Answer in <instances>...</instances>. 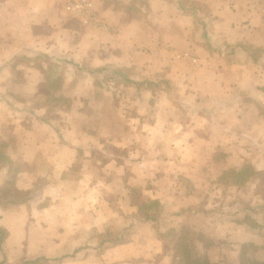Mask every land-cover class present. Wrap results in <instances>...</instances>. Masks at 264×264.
Segmentation results:
<instances>
[{
	"label": "crops",
	"instance_id": "obj_1",
	"mask_svg": "<svg viewBox=\"0 0 264 264\" xmlns=\"http://www.w3.org/2000/svg\"><path fill=\"white\" fill-rule=\"evenodd\" d=\"M90 1L117 33L0 0V264H176L182 226L212 264L264 261V201L219 179L264 169V0Z\"/></svg>",
	"mask_w": 264,
	"mask_h": 264
},
{
	"label": "trees",
	"instance_id": "obj_2",
	"mask_svg": "<svg viewBox=\"0 0 264 264\" xmlns=\"http://www.w3.org/2000/svg\"><path fill=\"white\" fill-rule=\"evenodd\" d=\"M133 84L136 82L131 81ZM144 83V82H143ZM147 85H154L153 82L145 81ZM48 89L52 95L59 87L58 80H51L46 82ZM254 168L250 164H243L239 168L231 167L223 171L219 178L223 184L231 186L245 185L249 179L254 175ZM160 204L157 200H148L137 208V215L141 219L155 221L159 215ZM160 239L167 245L166 247L172 252L173 257L176 258V264H212L204 256L197 255L191 245V241L174 228H167L163 233L158 232ZM2 233L0 232V239ZM121 237H115V241H121ZM246 245L241 246V255L243 256L242 249ZM246 256V255H245ZM23 264H40L39 259L26 261ZM243 264H264V261L257 259L247 258Z\"/></svg>",
	"mask_w": 264,
	"mask_h": 264
},
{
	"label": "rangeland",
	"instance_id": "obj_3",
	"mask_svg": "<svg viewBox=\"0 0 264 264\" xmlns=\"http://www.w3.org/2000/svg\"><path fill=\"white\" fill-rule=\"evenodd\" d=\"M137 5H142V1L138 0ZM135 8V7H134ZM133 9V8H132ZM178 182H183V180H179ZM133 194V199L134 202L136 204L141 205L142 203H144L143 198L141 197L140 193L138 192L137 189H134ZM221 196V195H220ZM220 196L219 193L216 194V197L213 198V200H220ZM227 196V195H226ZM229 196V198H227ZM228 196L225 197V200L229 203L232 202V200H237V199H233V195L229 192ZM252 196L257 198L258 201H264V169L260 170V171H256V173L249 179V181L244 185L243 189L241 190V193H239V201L241 202V204L243 205H249L253 202L252 200ZM235 198V197H234ZM251 201V203H250ZM234 207V206H233ZM230 207V208H233ZM248 221V220H247ZM248 223L252 224L251 221H248ZM179 233H181L182 235H184L187 238V234L189 233L188 230L186 228H184L183 226L179 229ZM193 238L195 239H200L202 240L203 238L201 237V233H193ZM193 239V240H194ZM204 240V239H203ZM194 252H196L197 255H200V250L197 249V246L195 245V243H191ZM254 245L253 244H246V246H244V248L242 249L243 251V256L239 257L238 259L235 260V262L233 261L232 264H243L246 262L247 257L245 256L247 253H250L252 251H254ZM224 259L222 260V264H229L226 263ZM216 264V263H215Z\"/></svg>",
	"mask_w": 264,
	"mask_h": 264
},
{
	"label": "built area",
	"instance_id": "obj_4",
	"mask_svg": "<svg viewBox=\"0 0 264 264\" xmlns=\"http://www.w3.org/2000/svg\"><path fill=\"white\" fill-rule=\"evenodd\" d=\"M63 7L84 25L105 28L113 33L118 32V29L109 25L95 10L90 0H64Z\"/></svg>",
	"mask_w": 264,
	"mask_h": 264
}]
</instances>
